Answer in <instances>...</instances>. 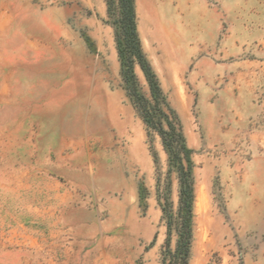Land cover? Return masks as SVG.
Wrapping results in <instances>:
<instances>
[{
  "label": "rangeland",
  "instance_id": "1",
  "mask_svg": "<svg viewBox=\"0 0 264 264\" xmlns=\"http://www.w3.org/2000/svg\"><path fill=\"white\" fill-rule=\"evenodd\" d=\"M107 2L0 0V264H163L156 184L175 211L176 175L127 94ZM134 7L191 153L186 264H264V0Z\"/></svg>",
  "mask_w": 264,
  "mask_h": 264
},
{
  "label": "trees",
  "instance_id": "2",
  "mask_svg": "<svg viewBox=\"0 0 264 264\" xmlns=\"http://www.w3.org/2000/svg\"><path fill=\"white\" fill-rule=\"evenodd\" d=\"M117 2L120 15L116 21L115 42L122 81L136 112L145 126L147 135L155 133L159 136L163 150L167 155L168 171L176 175L178 200L175 211H173L168 197L164 195L165 193L160 192L158 180L156 184L157 201L166 228L165 249L167 254L163 258V264H186L191 239L195 197L191 172V153L186 148L179 119L169 107L156 75L151 70L142 52L136 27L134 0H108L107 12L109 17L112 15L111 8L113 4ZM135 66L140 69L145 79L148 89L147 97L139 91ZM152 157L153 162L156 164V154L152 153ZM148 195L147 190L140 186L139 201H143ZM173 233L177 235L176 253L170 254Z\"/></svg>",
  "mask_w": 264,
  "mask_h": 264
}]
</instances>
